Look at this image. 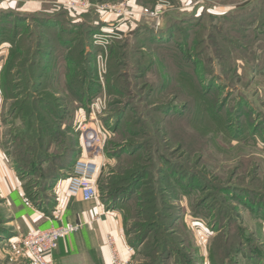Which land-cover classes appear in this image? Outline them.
Instances as JSON below:
<instances>
[{"label":"rangeland","instance_id":"obj_1","mask_svg":"<svg viewBox=\"0 0 264 264\" xmlns=\"http://www.w3.org/2000/svg\"><path fill=\"white\" fill-rule=\"evenodd\" d=\"M76 1L65 3L75 7ZM82 1L78 0L76 6ZM87 1L89 8L98 2L101 8L111 7L109 13L117 15L116 26L127 31L123 37H107L105 47L92 37L89 48L95 69H48L45 87L40 88L42 81L33 80L38 69H26L36 45L30 29H24L15 42L8 36L0 39V148L11 165L25 182L31 177L34 166L28 164L30 158L17 152L27 148L23 142L30 136L36 137L35 131L25 135L29 113L38 109L40 99L53 98L58 105L41 112L40 120L50 133L58 129L54 132L63 134L65 146L57 148L53 144L51 155L81 147L85 127L102 129V151L84 153L81 147L79 155L100 165L97 199L87 202L100 206L105 214H121L122 236L134 248L139 264H156L159 254L153 252L156 244L151 242L163 230L170 235L166 231L173 226L172 220L178 221L174 230L180 236L173 234L167 239L178 243L184 237L181 240L192 249L198 264H212L215 254L211 247L219 233L224 234L223 245L234 246L227 255L230 259L239 264H264V259L257 262L248 252H242L264 248V14L259 24L255 20L258 38L250 54L242 49L244 45L234 27L239 25L233 15L248 4H252L251 11L264 13V0ZM101 8L96 5L94 9ZM145 8L159 10V19L144 13ZM254 17L259 15L255 12ZM158 21L160 27L170 26V36L175 35V29L183 30L187 37L191 34L185 38V50L192 55L194 72L171 52L175 48L166 46L168 51H164L154 45V38L144 50L133 55L126 51L123 62L113 57V44L130 36L140 23L155 26ZM98 32L103 34L102 30ZM247 34L250 37L251 32ZM142 53L146 59L141 60ZM84 74L91 81L92 91L82 80L75 81L76 75ZM71 80L75 81L73 90L78 100L66 89ZM38 89L42 93L36 92ZM94 103L98 104L95 108ZM177 123L189 128L196 123L198 135L205 141L203 146L195 148L183 136H175ZM34 126L36 130L37 124ZM19 129L20 134L14 137ZM44 150L39 151L40 161L47 160L48 165L58 162ZM170 166L179 172V181L177 175L170 174ZM140 173L143 176L135 189L112 201L118 190ZM54 195L51 192L50 198ZM137 235L146 239L134 245L131 241ZM0 244V264H33L18 240H2ZM225 255L223 250L217 259L222 261ZM175 262L176 256H172L167 264Z\"/></svg>","mask_w":264,"mask_h":264},{"label":"trees","instance_id":"obj_2","mask_svg":"<svg viewBox=\"0 0 264 264\" xmlns=\"http://www.w3.org/2000/svg\"><path fill=\"white\" fill-rule=\"evenodd\" d=\"M251 5L252 4H248L247 6L242 5L240 8L237 9L235 13H233V15L235 16L234 18H236L237 24L239 25V26H237L236 24L234 25V27L237 29L236 33L238 34V36L241 37L240 42L244 45L242 46V49L246 50L248 54L251 53L250 50H252L253 44L254 42H256L258 38L255 36V32H257L258 29L256 28V25L254 26V24L256 22H258L259 24L260 23L259 18L263 17L264 14L263 12H259L257 9L251 11L249 8ZM68 12L69 11L64 9V7H61L59 11L54 14H48L46 12L24 13L13 8H5V9L0 8V39L1 38L4 39L5 37L8 36V39H10L9 37H11L12 42L13 41L15 42L18 40L17 38H19L20 35L24 34L23 32L24 29H28V30L30 29V34H32V36L35 37V41H36L35 43L36 45L34 46L35 53L32 56H29L30 65L26 69H36V70L38 69L37 71L38 73L35 72L36 75L33 78V80L36 81L38 79L42 81V83L39 84V87L40 86L42 87L43 81L46 79L48 69H62L63 71L64 69L66 70L95 69L93 66L94 54L92 53L93 51L89 50V47L92 46L91 44L92 37L93 34L98 29V25L91 22L90 13L86 16V19L84 21L81 20L74 21L71 18H69ZM255 12L259 15L258 18L254 17ZM255 20L257 21L255 22ZM262 20L263 19H261V23L264 22ZM178 26L180 25L178 24ZM170 30H171L170 26L165 28L163 27L156 28L155 26L153 25L151 26L148 23H140L138 29L132 31L130 33V36H128L123 41L116 42L115 44L112 45L111 52L113 51V57L115 59H119L120 57L121 62H123L122 60H124L125 58L126 51H129V53L133 55V52L137 53L138 50H144L146 48V45L150 41V38H154L156 39L154 45H156V47L162 48L164 51H168V48L170 50L175 48L171 52L175 53V55L179 57L181 62L188 64V68L193 69L194 72L195 64L192 60V55L191 53H188V51L186 52L187 49L185 50L186 39H189L188 37H190L191 34L187 37L184 34L183 30L175 29L174 30L175 35L170 36V33H168ZM248 32H251L250 37L247 34ZM222 35L223 34H221V36ZM252 39H254L253 42ZM229 41L230 40H228V42ZM261 49L264 50V39L261 45ZM18 50H21V47H18ZM146 58L147 56L143 54L141 60ZM180 64L181 63H179V65ZM230 68L232 69V67ZM75 74L76 72L74 73V75ZM84 76L85 74L83 76H80L81 77L80 78L76 75L75 81L82 80V84L84 86L85 84L89 85L90 88L89 90L92 91L93 87L92 86L90 87L91 81L90 80L87 81L84 78ZM192 77H194V75ZM75 81L71 80L70 82H67L66 89L67 90L69 89V91H71L75 95L74 97L75 98L77 97L76 100H78V93H76V91L73 90ZM37 83L33 84V87L35 86L37 87ZM39 89L36 92L42 93V91H40L41 89L40 90ZM26 101L29 102L31 101V99H27ZM39 101L40 102L37 105L38 109H36L35 111H31L28 115L29 124L27 127L28 130H26V134H25L29 136L33 131H35L36 137L31 138L30 136L29 141L27 142L24 141L23 143L26 145L27 148L18 151L17 154L24 156L26 159L30 158L28 164L34 166V169L33 170L31 169L32 171H30L32 172L31 177L30 178L27 177L26 182L24 184V190L28 199L32 200L33 202H36V204H38L39 206L44 205V208L45 206L47 209L50 207V210H52L56 203V199L55 197L54 199L50 198V193L53 192L55 186L60 180L67 179L69 177V174L76 160L79 158V155L82 153V149L81 147H77V148L71 147L69 149L67 148L65 151H60V152L54 150L56 153H54V155L50 154V151L53 148L52 146H54L53 144H56L57 148L60 146H65V140L63 138L64 136L62 133H59L60 135L59 134L57 135L56 134L57 132L56 133L54 132V131H58V129H54V131H51V133L47 131L45 126L43 125L45 123L41 124L42 121L40 120L41 119L40 117L42 116L41 112H45L53 104L57 106L58 101L54 103L53 98H49V97H47V99H40ZM66 103H68L67 99H66ZM17 105L19 108L20 104ZM206 105L211 110L213 109L208 105L207 101H206ZM32 121L36 123L33 124ZM35 124H37L36 130L34 126ZM177 130L178 132H176ZM199 130L200 129H198L196 123H194V125H191V128H189V126H186L184 124L179 125V123H177V127L174 128V135L177 137L183 136L189 142L188 145L200 149L205 141H202L201 137L198 135ZM243 133L244 131L239 135L242 136ZM15 134L16 135L20 134V129L19 132L17 133L14 132V137L16 136ZM18 138H20V135L18 136ZM43 150H44V154L48 153L49 155L52 156V158L54 157L58 158L59 159L58 162L51 163L48 165L47 160L40 161L39 151L42 152ZM46 167L47 169L45 170L44 168ZM167 169L170 171L171 175L173 176L177 175V181H179L180 178L179 172L174 170V168L171 169L167 168ZM62 176H65L66 178H61ZM142 176H143L142 173H140V175L138 174L134 175L133 176L134 179L132 183L126 185V187L120 189V191L118 190V192L114 195L115 197L112 199V201L122 198V196H120L121 194L124 195L129 190L133 188L135 189L136 183L138 182L139 179L142 178ZM185 179L186 176L185 178L181 179V181ZM191 184H193L192 179H191ZM202 184L204 187L206 186L204 182L200 181V185ZM152 195H154V193H152ZM50 210L48 209L47 211L51 212ZM215 221H213V223H215ZM172 222H173L172 223L173 226L166 231L167 234L170 235H166V233L163 230L160 235L157 233V235H155V239L151 242V243L155 242L156 245L158 244L160 245L159 246L160 251H158L156 245L153 248V252L159 254V258H157L156 264H167V262L171 260L172 256H176V262L174 264H198L199 261L196 263V259L193 258V254L191 251L192 249L188 248L187 242L181 240L184 237H181L178 243L173 242L170 239L169 240L167 239L169 236H173V234L180 236V234L174 230L175 229L174 226L178 224V221L172 220ZM153 232L154 230L150 229L149 233L153 234ZM223 236H224L223 233H219L218 235H216L215 237L216 242L211 247L213 254H215L214 260L213 259L211 260L212 264H239L238 260L236 261L230 259V257L227 256L230 253H232L230 249H232L231 247L234 246L233 245L227 246L228 243H224L225 245H223L222 244ZM247 237H248L247 235L244 236L245 239ZM145 239L146 238L143 237V235H137L136 239L131 242L132 244L136 245L138 241L143 242ZM149 248H151V246H149ZM254 249L255 250H253L252 248V251H250L249 249L242 250V252H245L244 254L248 252L247 255L248 256L250 255L249 257L253 260H257V262L259 259L263 260L264 248L259 247L257 249L256 247H254ZM223 250L225 251L226 255L221 261L220 259H217V257L220 255L221 251Z\"/></svg>","mask_w":264,"mask_h":264},{"label":"crops","instance_id":"obj_3","mask_svg":"<svg viewBox=\"0 0 264 264\" xmlns=\"http://www.w3.org/2000/svg\"><path fill=\"white\" fill-rule=\"evenodd\" d=\"M66 1L0 0V6L24 13L48 14H54L64 7L69 11V18L74 21H84L90 13L91 22L98 25L95 33L102 30V27L104 29L116 27L117 15L109 13L111 7L101 8L98 2L96 5L101 9H94L96 5L89 8L87 0L71 7L65 3ZM115 6L114 4L113 7ZM121 30L124 35L127 33V31L124 33L125 29ZM24 184L25 179L19 175L0 148V241L12 239V243H15L23 235L38 228L80 222L83 223V227L78 232L60 239L54 251L55 264H112L107 234L113 235L116 239L123 259H130V264H139L138 255L129 252L127 239L122 236L121 221L118 218L120 213L110 211L105 214L100 206L83 201L80 196L69 194L65 182L55 186L53 192L56 203L52 210L48 208L51 211L48 212L46 206L44 208V205L39 206L28 199ZM1 246L3 245L0 244Z\"/></svg>","mask_w":264,"mask_h":264},{"label":"built area","instance_id":"obj_4","mask_svg":"<svg viewBox=\"0 0 264 264\" xmlns=\"http://www.w3.org/2000/svg\"><path fill=\"white\" fill-rule=\"evenodd\" d=\"M78 1V0H77ZM75 2V4L77 3ZM144 13L151 14L154 18L159 19V10L150 11L145 8ZM161 21L156 22V28L160 27ZM115 30H117L115 32ZM102 33L94 34L95 43L103 44L104 47L109 43L107 37H123V30L116 26L111 29H102ZM103 36V40L102 37ZM97 103L93 107H97ZM93 109V108H92ZM102 129L85 127L81 137V147L83 152H101L102 151ZM100 175L99 163L91 158L79 157L67 178L66 187L69 194L80 196L83 201L96 200L98 196V179ZM64 180H60L56 187L61 185ZM83 227V223L69 222L61 225H51L47 228H38L30 233L23 235L18 239V243L27 251L33 264H55L54 251L58 246L61 238L78 232ZM107 244L110 246L112 253V264H130V259H123L117 246L116 239L113 235L107 234ZM129 252L133 254L134 248L130 247Z\"/></svg>","mask_w":264,"mask_h":264},{"label":"bare ground","instance_id":"obj_5","mask_svg":"<svg viewBox=\"0 0 264 264\" xmlns=\"http://www.w3.org/2000/svg\"><path fill=\"white\" fill-rule=\"evenodd\" d=\"M68 180L67 179H65L64 181H62V182H67Z\"/></svg>","mask_w":264,"mask_h":264}]
</instances>
